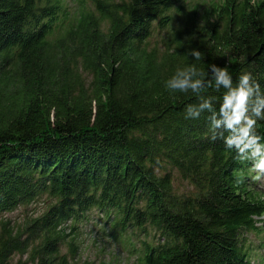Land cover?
Listing matches in <instances>:
<instances>
[{
	"label": "trees",
	"instance_id": "trees-1",
	"mask_svg": "<svg viewBox=\"0 0 264 264\" xmlns=\"http://www.w3.org/2000/svg\"><path fill=\"white\" fill-rule=\"evenodd\" d=\"M188 1L0 0V264H77L94 211L117 235H154L142 264H253L245 243L262 231L264 196L251 162L212 140L209 113L186 119L197 96L165 82L216 64L264 92V0L202 14ZM157 30L172 31L163 50L150 47ZM223 91L202 95L218 110ZM175 175L193 193L178 194ZM42 199L38 217H6Z\"/></svg>",
	"mask_w": 264,
	"mask_h": 264
},
{
	"label": "clouds",
	"instance_id": "clouds-1",
	"mask_svg": "<svg viewBox=\"0 0 264 264\" xmlns=\"http://www.w3.org/2000/svg\"><path fill=\"white\" fill-rule=\"evenodd\" d=\"M187 55L197 61L202 58L197 49ZM165 86L172 92L195 94L197 102L186 105L185 118L198 119L202 113H209L207 119L212 140L221 139L227 149H234L237 160L250 161L251 171L256 173L253 179H264V143L261 142L264 138L256 131L257 122L264 120V92L250 72L242 73L234 84L227 66L211 64L205 74L192 65L178 68ZM213 86L217 92L224 90L218 110L213 107L216 97L202 95ZM243 182L244 177L238 176L236 183Z\"/></svg>",
	"mask_w": 264,
	"mask_h": 264
},
{
	"label": "rangeland",
	"instance_id": "rangeland-1",
	"mask_svg": "<svg viewBox=\"0 0 264 264\" xmlns=\"http://www.w3.org/2000/svg\"><path fill=\"white\" fill-rule=\"evenodd\" d=\"M76 0H69V5L73 9H77ZM261 0H253L257 3ZM225 0H189L188 6L190 9H197L198 14H202L206 9H212L221 4H224ZM186 18L180 16L175 21L173 28H179ZM171 30H157V32L150 39V47H157L159 49H165L168 38L171 36ZM174 183L175 191L180 195H189L193 193L194 188L189 182L184 181L178 175ZM252 186V185H251ZM256 189L264 196V179L259 180L256 183ZM46 209V205L43 203V199L36 203L23 207L14 213L6 215L13 223H22L25 219L31 217H38ZM89 219L85 221L80 228V236L76 239L79 244L77 264H142L143 244L145 241L151 242L153 234L149 235L143 232H138L135 237L130 228L123 234L115 233L110 230L102 214L94 211L89 214ZM263 222L259 224L262 227V231L258 233H249L246 243L249 252H252L253 264H264L260 262V257H264V217ZM106 223V224H105ZM134 233V232H133ZM74 236L70 237L72 239ZM63 253H68V246L62 248ZM27 259V256L21 257L15 256L12 264H18V262Z\"/></svg>",
	"mask_w": 264,
	"mask_h": 264
}]
</instances>
